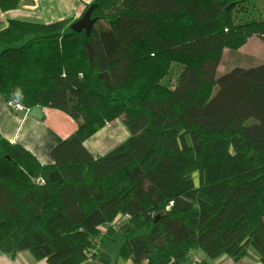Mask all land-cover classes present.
Listing matches in <instances>:
<instances>
[{"label": "trees", "instance_id": "obj_1", "mask_svg": "<svg viewBox=\"0 0 264 264\" xmlns=\"http://www.w3.org/2000/svg\"><path fill=\"white\" fill-rule=\"evenodd\" d=\"M245 1L93 0L88 33L71 18L8 20L0 95L77 126L45 164L0 134V252L80 264L124 218L120 259L144 232L145 264L196 250L238 261L250 249L264 264V61L217 74L224 48L264 43V19H233ZM119 117L128 137L92 154L84 141Z\"/></svg>", "mask_w": 264, "mask_h": 264}, {"label": "crops", "instance_id": "obj_2", "mask_svg": "<svg viewBox=\"0 0 264 264\" xmlns=\"http://www.w3.org/2000/svg\"><path fill=\"white\" fill-rule=\"evenodd\" d=\"M93 0H20L16 8L2 11L0 9V29H3L10 19L49 23L71 18L76 20L83 12L86 4ZM29 109L14 110L0 95V134L9 142L21 144L29 150L41 163L52 161V148L62 139L70 135L76 128V122L66 113L50 108L40 107V116L34 117ZM121 133L122 135L120 136ZM126 132L122 127L115 126L114 120L106 123L88 139L94 137L95 150H110L121 142ZM86 139L84 145L90 140ZM97 155V154H95ZM129 228V223L121 218L115 226L110 239H104L97 244V255L88 258L80 264H145L147 245L144 233L133 235L129 239L131 253L126 259L118 258V252L123 242L122 233ZM192 256H198L201 261L209 264H262L258 255L249 250L247 256L233 261L226 255L215 260H209L200 250L193 251L183 264H191ZM0 264H47L44 259H35L27 250L14 255L0 252Z\"/></svg>", "mask_w": 264, "mask_h": 264}, {"label": "rangeland", "instance_id": "obj_3", "mask_svg": "<svg viewBox=\"0 0 264 264\" xmlns=\"http://www.w3.org/2000/svg\"><path fill=\"white\" fill-rule=\"evenodd\" d=\"M240 5H241L240 8L236 7V9L233 11V19L235 22L264 19V0H247L245 2H242ZM262 61H264V43L257 36L252 35L247 39L244 45H242L240 48L236 50L229 48L223 49L222 56L217 67V74L225 72L234 66L246 67V66L256 65ZM181 67L182 65L176 62H173L171 64L170 72L168 73L167 77L164 79L166 85L172 87L175 84L177 80V76L181 70ZM114 123L115 126L122 127L123 130L126 132V135L122 136L121 138V142H122L124 139L128 137L127 128L123 124L121 117L115 119ZM119 134L120 136L122 135L121 133ZM88 140L90 141L85 144V147L91 153H94L92 152V150L96 141H94V137ZM94 151H96L95 154H103L109 150L94 149ZM140 233L142 232H139L137 234ZM144 241L146 242L145 239ZM194 257H197L200 260L198 256H192V258ZM200 262L202 261L200 260Z\"/></svg>", "mask_w": 264, "mask_h": 264}, {"label": "water", "instance_id": "obj_4", "mask_svg": "<svg viewBox=\"0 0 264 264\" xmlns=\"http://www.w3.org/2000/svg\"><path fill=\"white\" fill-rule=\"evenodd\" d=\"M93 5H94L93 3L89 4V6L83 12V14H81V16L79 18H77L76 20H74L71 23L70 28L72 30L80 31V30L84 29L86 31V33H88L90 31V29H91V27L95 21V19L90 16L91 9H92ZM86 46H87V50H88L89 60L91 61V57H92L91 56V48H90L88 43L86 44ZM28 113L34 117L40 116V106H34V107L30 108L28 110Z\"/></svg>", "mask_w": 264, "mask_h": 264}, {"label": "built area", "instance_id": "obj_5", "mask_svg": "<svg viewBox=\"0 0 264 264\" xmlns=\"http://www.w3.org/2000/svg\"><path fill=\"white\" fill-rule=\"evenodd\" d=\"M7 104L10 108L14 109V110H24L27 108H24L20 103L16 102V101H7ZM200 260L197 257H194L191 259V264H199Z\"/></svg>", "mask_w": 264, "mask_h": 264}]
</instances>
